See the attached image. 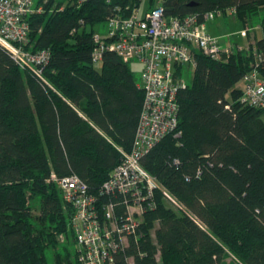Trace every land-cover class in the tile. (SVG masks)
I'll use <instances>...</instances> for the list:
<instances>
[{
  "label": "trees",
  "instance_id": "trees-1",
  "mask_svg": "<svg viewBox=\"0 0 264 264\" xmlns=\"http://www.w3.org/2000/svg\"><path fill=\"white\" fill-rule=\"evenodd\" d=\"M140 2L37 0L23 48L48 52L41 76L0 46V264H49V251L52 264H78L71 207L50 175L76 174L99 196L117 147L131 148L143 91L114 52L92 64V34ZM158 4L178 16L233 9L264 31V0H146L145 10ZM253 67L264 78V35L221 59L195 53L177 133L139 159L180 206L154 189L117 264H264V108L237 85ZM112 200L122 212L123 196Z\"/></svg>",
  "mask_w": 264,
  "mask_h": 264
},
{
  "label": "built area",
  "instance_id": "built-area-1",
  "mask_svg": "<svg viewBox=\"0 0 264 264\" xmlns=\"http://www.w3.org/2000/svg\"><path fill=\"white\" fill-rule=\"evenodd\" d=\"M36 1L0 0V46L21 66L41 76V64L48 52L23 48L29 32L26 17L42 9ZM136 10L125 17L117 13L109 16L105 31L96 30L92 34L91 54L94 66L101 63L104 51L140 65L138 85L143 99L131 148L117 147L120 161L101 184L99 196L89 192L76 174L50 175L71 207L70 228L78 264H117L115 255L127 243L128 236L136 233L139 216L150 205L148 199L154 189H160L180 206L159 180L143 168L139 159L166 133H177V92L185 84L181 76L186 67H194L195 53L221 59L232 49L226 37L206 30V20L215 15L214 11L202 15L195 12L167 15L159 4L144 10L141 16L136 15ZM240 33L244 34V30ZM241 80L240 100L264 108V78L258 69L251 68ZM117 194L123 196L122 212H118L117 203L112 200ZM127 264H133L131 259Z\"/></svg>",
  "mask_w": 264,
  "mask_h": 264
},
{
  "label": "rangeland",
  "instance_id": "rangeland-1",
  "mask_svg": "<svg viewBox=\"0 0 264 264\" xmlns=\"http://www.w3.org/2000/svg\"><path fill=\"white\" fill-rule=\"evenodd\" d=\"M146 0H141L137 10L136 15L141 16L143 11L145 10ZM106 25L102 24L98 29L100 32L105 31ZM206 30L212 35L226 37L229 41V44L240 46L243 49H247L249 46L254 45L255 41L264 35V31L262 26L258 23V20L252 21L248 20L245 24H243L233 12L227 11L226 13L218 12L212 18L206 20ZM241 30H244V34H241ZM227 54L223 55L222 58L226 57ZM131 70L133 71L137 82L140 80V65L138 63H129ZM193 70L189 68L184 74L181 76L182 81L185 83H190L192 78ZM264 117V116H263ZM64 238L62 237L61 240ZM74 249V246H73ZM72 250V248H71ZM52 254L53 252H48V263L52 264ZM75 256V253L72 251V256ZM232 259V258H231ZM230 259L228 258V261ZM233 261V259H232Z\"/></svg>",
  "mask_w": 264,
  "mask_h": 264
},
{
  "label": "crops",
  "instance_id": "crops-1",
  "mask_svg": "<svg viewBox=\"0 0 264 264\" xmlns=\"http://www.w3.org/2000/svg\"><path fill=\"white\" fill-rule=\"evenodd\" d=\"M190 68L193 70L192 67H190ZM188 69H189V68L186 67V70H185V72L182 74V76H184V74H186V72H187ZM237 85L242 87V80H240V81L237 83Z\"/></svg>",
  "mask_w": 264,
  "mask_h": 264
}]
</instances>
